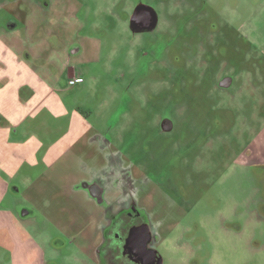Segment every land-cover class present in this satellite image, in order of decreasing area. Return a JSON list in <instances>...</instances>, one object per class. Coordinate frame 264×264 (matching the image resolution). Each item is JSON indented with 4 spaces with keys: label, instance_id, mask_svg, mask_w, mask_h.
Segmentation results:
<instances>
[{
    "label": "rangeland",
    "instance_id": "rangeland-1",
    "mask_svg": "<svg viewBox=\"0 0 264 264\" xmlns=\"http://www.w3.org/2000/svg\"><path fill=\"white\" fill-rule=\"evenodd\" d=\"M138 6L154 29L133 30ZM35 11L54 52L82 47L76 82L58 83L68 115L45 112L35 131L46 142L72 113L87 122L50 168L0 177L47 264H100L80 233L127 208L160 264H264V160L248 162L264 155V0H0V26Z\"/></svg>",
    "mask_w": 264,
    "mask_h": 264
},
{
    "label": "crops",
    "instance_id": "crops-1",
    "mask_svg": "<svg viewBox=\"0 0 264 264\" xmlns=\"http://www.w3.org/2000/svg\"><path fill=\"white\" fill-rule=\"evenodd\" d=\"M16 15L24 16L19 12ZM43 16L35 11L25 14V21L32 18V22L23 26L13 21L6 27L0 26V177H22L27 169L33 174V169L41 163L50 168L59 156V142L75 135L78 138L87 123L81 115L72 113L66 130L46 142L35 131L34 127L41 124L40 118L45 112L54 118L68 115L58 83L63 71L67 78L78 74L73 63L79 62L78 55L82 53L81 46L69 49L70 38H66L65 46L57 52H54L56 38L53 42L39 40L44 20L41 22L38 18ZM56 28L54 24L48 32L53 34ZM47 50L57 53V57L46 55ZM23 164L28 166L25 170L21 169ZM11 190L18 189L0 178V262L6 254L10 264H47L44 246L21 225L31 211L22 208L17 215L10 206L2 205ZM109 221L108 216L102 218L101 233L92 235L84 230L79 237L85 242L81 251L95 255L100 264L105 260L99 257L107 252L104 232Z\"/></svg>",
    "mask_w": 264,
    "mask_h": 264
},
{
    "label": "flooded vegetation",
    "instance_id": "flooded-vegetation-1",
    "mask_svg": "<svg viewBox=\"0 0 264 264\" xmlns=\"http://www.w3.org/2000/svg\"><path fill=\"white\" fill-rule=\"evenodd\" d=\"M136 12V16L133 19L134 21L131 22L132 15ZM150 14L152 10L144 8V7H136L135 10L132 12L130 17V24L131 27L134 28L136 32H143V31H150L155 28L157 23V17L155 24L149 28L152 24L150 20ZM137 29V30H136ZM250 161L252 164L255 162H259L262 159L264 160V155L260 156L255 155L252 151L250 152ZM251 158H257V160H252ZM261 159V160H260ZM264 163V161H263ZM143 227L144 229L146 226L144 225V221L138 215L135 209L127 208L121 214L113 216L108 225L106 226L104 235H105V242L107 246V263L106 264H148L149 258L147 254L141 251V240L143 239ZM135 238L130 239V231L131 229H136ZM147 229V228H146ZM142 230V231H141ZM146 248L149 249V242L146 245Z\"/></svg>",
    "mask_w": 264,
    "mask_h": 264
},
{
    "label": "water",
    "instance_id": "water-1",
    "mask_svg": "<svg viewBox=\"0 0 264 264\" xmlns=\"http://www.w3.org/2000/svg\"><path fill=\"white\" fill-rule=\"evenodd\" d=\"M135 16H136V12L132 15L131 22L134 21L133 19L135 18ZM149 17L150 18H153V19L150 20V23H152V24L149 26L148 29H150V27L153 26L155 24V21H156V15H155V13L150 14ZM133 30H135V29L133 28ZM228 83H229V81L226 79V80H224V81L221 82V85L222 86H227ZM136 231H137V228L136 229H131V231H130V239L135 238V235L137 234ZM142 235H143V239L140 241L141 242V247H142L141 248L142 249L141 251H143V252H145L147 254V256L149 258L148 264H153V261L155 259L157 260V264H160L159 258L156 256V254L152 250V248H149V249L146 248V245L149 242V231L146 228L144 229V227H143V233H142Z\"/></svg>",
    "mask_w": 264,
    "mask_h": 264
},
{
    "label": "built area",
    "instance_id": "built-area-1",
    "mask_svg": "<svg viewBox=\"0 0 264 264\" xmlns=\"http://www.w3.org/2000/svg\"><path fill=\"white\" fill-rule=\"evenodd\" d=\"M77 77H78V76H76V77H71V78L69 79V83H70V84H74V83L76 82V80H77Z\"/></svg>",
    "mask_w": 264,
    "mask_h": 264
}]
</instances>
